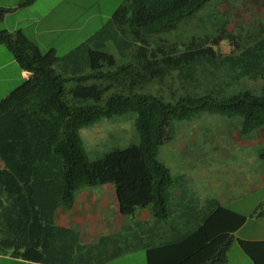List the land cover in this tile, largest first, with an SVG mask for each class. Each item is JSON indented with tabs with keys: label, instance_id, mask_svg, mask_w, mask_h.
I'll list each match as a JSON object with an SVG mask.
<instances>
[{
	"label": "trees",
	"instance_id": "16d2710c",
	"mask_svg": "<svg viewBox=\"0 0 264 264\" xmlns=\"http://www.w3.org/2000/svg\"><path fill=\"white\" fill-rule=\"evenodd\" d=\"M209 1L123 0L107 24L66 54L42 51L21 30H0V44L31 72L0 99L2 250L49 262L65 236L56 210L71 208L83 189L113 184L120 215L142 209L150 214L136 244H147V264H225L234 242L254 264H264V240L235 235L249 217L264 216V203L245 215L215 199L201 210L183 200L187 209L177 213L172 192L177 179L158 158L160 147L173 138L175 122L205 112L234 119L247 139L264 131V21L250 13L255 4L246 6V15L239 12L243 0H235L212 23L215 31L186 41L169 37ZM8 11L0 7V21ZM107 40L119 56L102 50ZM223 40L231 45L228 51L221 48ZM168 85L171 99L162 94ZM127 115L135 116L139 142L91 160L81 129ZM177 222L186 230L178 231ZM67 230L80 247L81 233ZM149 233L159 234L160 241L146 239ZM110 239L121 242L122 251L114 247L99 259H83L79 249L73 264H104L135 247L133 238Z\"/></svg>",
	"mask_w": 264,
	"mask_h": 264
},
{
	"label": "rangeland",
	"instance_id": "374dc122",
	"mask_svg": "<svg viewBox=\"0 0 264 264\" xmlns=\"http://www.w3.org/2000/svg\"><path fill=\"white\" fill-rule=\"evenodd\" d=\"M214 1H209L191 19L183 21L169 37L186 41L195 35H201L204 30L211 31L212 28L215 31L218 25L212 26V23H216L219 17L221 18L220 11L223 8L233 5L235 0H224L217 4ZM122 2L123 0H97V2L93 0L91 4L95 6L90 7L89 11L96 13L102 11L103 15L91 17L90 23L84 25L83 31L76 34L74 40L66 41L59 47L60 54L68 53L74 48L72 46H77L95 35L110 21ZM243 3L239 12L248 15L247 7L255 4L250 9V13L259 14L258 16H262L261 19L264 21V0H243ZM234 9L235 7L230 6L228 10L233 12ZM229 28L234 29L232 24ZM81 37L84 38L83 41H75ZM222 44L221 48L226 51L231 47L226 40H223ZM6 48L4 44H0V64L6 61L7 56L12 55ZM101 48L116 56L120 55L111 40L105 41V45ZM10 73L13 72L9 68L0 73V99L20 84V81L16 82V75H13L14 82ZM7 75L9 79H6ZM170 91L168 85L163 93L158 92L166 99H171ZM179 94L177 91L175 96ZM233 121L235 120L227 116L205 112L191 120L175 122L173 138L159 149V160L170 168L172 175L177 179L176 187H181L178 186L179 182L184 183V187L190 192L186 194L189 196L187 200L192 201L196 209L209 207L208 202L215 199L226 207L249 215L261 202H264L263 130L253 133L255 137L247 139ZM80 135L87 156L91 160L114 147L124 148L133 142H139L134 115L104 118L95 125L81 129ZM105 185L112 187V190L107 188L104 197L87 200L92 205V213L100 211L102 202L106 204L107 212L111 215L117 206L114 185ZM262 208L264 209V206ZM262 208L260 207V210ZM182 211L184 209L176 210L177 213ZM261 217L250 218L236 235L247 237L264 235V219ZM228 258L227 264H253L252 259L243 252L237 242L231 246ZM104 264H147V261L144 251L140 249L136 252H126L120 258Z\"/></svg>",
	"mask_w": 264,
	"mask_h": 264
},
{
	"label": "crops",
	"instance_id": "0c3cea01",
	"mask_svg": "<svg viewBox=\"0 0 264 264\" xmlns=\"http://www.w3.org/2000/svg\"><path fill=\"white\" fill-rule=\"evenodd\" d=\"M22 1L23 0H0V7L9 9L4 19L0 21V30H21L29 39L37 43L42 51L54 48L59 54V47L64 45L66 41L74 40L76 34L83 31L84 25L90 23L91 17L93 18L98 15H103L102 11H99V14L89 11L90 7L95 6V4H91L93 0H87L86 2H84V0H34L26 6H21L20 3ZM94 2H97V0H94ZM80 40L83 41L84 38H77L75 41ZM72 47L75 48L76 46ZM6 58V61L0 64V73L3 70H6V68H9L10 71L13 72L10 74L14 82L15 78L13 75H16V82L20 81V84L24 80L30 78L31 72L21 69L12 55L7 56ZM6 79H9L8 75L6 76ZM178 186L181 187L178 188L175 186L172 190L174 194L173 201L177 202L178 209L185 210L187 208L183 200L189 198L186 194H190V192L184 187L183 182L181 184L179 182ZM107 188H111L112 190V187H107V185L83 189L77 194L75 202L71 208L59 207L56 210L54 219L57 225L65 228V238L63 237L60 241L61 245L59 246V251L57 250L53 253L52 256L54 259H50L49 262L27 260L19 254H14V250L8 247L3 250L0 248V264H73V259H78L79 255L82 253H80L79 249H82L83 251V259H99L102 255L104 256L109 252H112L114 247L117 248L116 252L119 253L122 251L120 249L121 242H116L115 240L110 239L117 236H120V238L125 241L133 238L135 241V247L126 252L131 253L142 249L146 258L147 244L140 247H138L139 244L137 246L136 244L140 240V237L137 235L138 228L146 226L149 222L148 220H150L148 210L142 209L134 216L120 215L117 197L113 187L117 206L113 210L112 215L107 212V206L103 202L100 206V211H95L94 213L91 212L92 205H90L87 200H95L97 197H104ZM262 203L264 202H261V204ZM193 210H195V207ZM250 218L252 217H249L246 223ZM261 218L264 219V217ZM245 224L239 228L237 232L241 231L245 227ZM176 225L178 231L186 230L185 225L183 226L179 224V222H177ZM2 228L3 223L0 217V234ZM68 228L76 229L81 233L80 247L75 248L76 246L70 242L73 234L68 232ZM109 235H111V237ZM237 237L246 240H264V235L258 237ZM145 238H155L156 242L160 241L158 239L159 234L149 233L148 235H145ZM98 241L104 244H98ZM124 253L119 254L113 258V260L120 258ZM228 262L229 258L225 264Z\"/></svg>",
	"mask_w": 264,
	"mask_h": 264
}]
</instances>
